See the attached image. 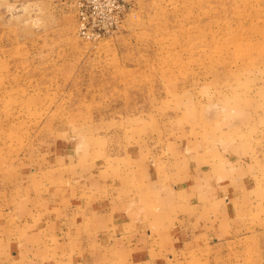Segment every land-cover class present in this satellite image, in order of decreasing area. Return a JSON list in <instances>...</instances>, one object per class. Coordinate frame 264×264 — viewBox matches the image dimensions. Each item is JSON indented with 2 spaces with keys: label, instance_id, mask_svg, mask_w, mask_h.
<instances>
[{
  "label": "rangeland",
  "instance_id": "obj_1",
  "mask_svg": "<svg viewBox=\"0 0 264 264\" xmlns=\"http://www.w3.org/2000/svg\"><path fill=\"white\" fill-rule=\"evenodd\" d=\"M81 189L142 264H264V0H0V264Z\"/></svg>",
  "mask_w": 264,
  "mask_h": 264
},
{
  "label": "crops",
  "instance_id": "obj_2",
  "mask_svg": "<svg viewBox=\"0 0 264 264\" xmlns=\"http://www.w3.org/2000/svg\"><path fill=\"white\" fill-rule=\"evenodd\" d=\"M82 187L87 186L83 185ZM89 192L91 191L81 189L78 192L81 198L76 197L77 199L74 198L72 203H70V207L75 213L72 214V218L70 217L66 229H61L62 234L54 235L53 241L56 246L54 255L52 254L55 257L53 258V263L62 264V261L70 260L69 264H76L80 259H83L84 264H142L144 258L146 260L152 259L156 251L145 247L147 242L150 241V237L143 239L140 235V230H138L139 228L135 227L136 233L131 234V237L128 234H122L123 229L121 226V232L114 229L115 232L119 233L121 237L119 238L111 235L108 229L112 225H107L105 220L102 221V218H99L100 223L98 224H94L92 220H89L92 217L99 216L98 213H102L103 209L102 205L94 206L93 204H88L93 196ZM83 199L87 200L85 203L88 205H84ZM157 216L158 213L154 210L153 217L149 219ZM159 224L157 220L146 224L155 242H157V238L154 236L155 231L153 229ZM115 225L119 226V224ZM161 237H163L161 238L163 242L167 241L166 234H162ZM158 239V241H161L160 237ZM138 244L142 247L137 246ZM44 245H47V242ZM40 252L42 260L48 259V256L51 255L46 246ZM144 255L145 257L143 258Z\"/></svg>",
  "mask_w": 264,
  "mask_h": 264
}]
</instances>
